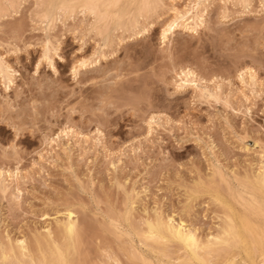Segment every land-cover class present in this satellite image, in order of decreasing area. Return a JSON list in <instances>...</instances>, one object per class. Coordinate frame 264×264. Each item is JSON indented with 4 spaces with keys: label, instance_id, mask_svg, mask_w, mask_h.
I'll return each mask as SVG.
<instances>
[{
    "label": "rangeland",
    "instance_id": "374dc122",
    "mask_svg": "<svg viewBox=\"0 0 264 264\" xmlns=\"http://www.w3.org/2000/svg\"><path fill=\"white\" fill-rule=\"evenodd\" d=\"M8 1L0 0L4 11H0V45L11 41L21 51L5 57L18 75L8 92L0 86V121L34 122L36 131L15 138L7 123L0 122V170L4 179L5 172H12L19 164V178L10 187L16 184L22 195L18 203L8 193H0V243L6 238H22L37 257L38 248L44 247L39 235L44 227L52 229L54 219L61 220L66 210H72L82 231L72 260L80 262L82 256L85 264H102L111 253L119 264H139L127 260L131 248L122 250L129 242L132 251L158 264L156 261L163 258L145 253L133 232L141 229L144 218L154 216V210L162 216L175 213V220L184 221L187 229L205 240L222 226L225 210L215 198L241 212L228 187L246 199L253 195V189L258 196L253 176L261 171L260 150H253V145L264 144V119L260 115L264 100L257 95L251 103L244 102L237 94L235 73L238 64L260 67L264 21L240 15L244 10L232 5L241 1L207 0L210 7L204 26L194 35L175 30L163 49L159 32L169 11L161 10L162 18L153 19L146 38L131 40L132 30L114 22L95 32L92 18L77 10L48 32L49 42L59 45L62 57L54 61L56 75L42 65L36 78L31 71L36 70L47 27L41 18L44 7L36 5L45 0H15V4L24 5L16 9L17 15L3 8ZM162 2L183 9L188 0ZM250 2L258 6L260 0ZM56 14L55 10L50 12L51 17ZM222 14L228 19L222 21ZM139 23L143 27L144 21ZM28 43L41 47L25 51ZM81 47L82 52L78 51ZM3 52L0 47V54ZM73 52L82 60L98 53V63L81 69L75 81L70 74ZM183 68L201 78L202 86H219L221 103L199 99L189 87L176 92L173 73ZM230 77L231 90L224 82ZM256 91L259 93V86ZM74 106L75 111L70 112ZM248 108L250 114H243ZM150 118H154L151 135L147 127ZM66 124L74 129L73 137H61L63 140L52 143V149L43 144L45 135L54 138ZM98 129L100 136L96 135ZM245 135L249 137L243 142L247 151L241 150L237 139ZM14 138L19 151L5 158L2 150ZM113 224L119 225L120 231ZM177 246H167L166 252L174 251L172 258L182 254ZM255 259L258 263V255Z\"/></svg>",
    "mask_w": 264,
    "mask_h": 264
},
{
    "label": "snow or ice",
    "instance_id": "6c2138e0",
    "mask_svg": "<svg viewBox=\"0 0 264 264\" xmlns=\"http://www.w3.org/2000/svg\"><path fill=\"white\" fill-rule=\"evenodd\" d=\"M203 6L205 9V12L207 11L208 7L210 5L207 3V0H205V3L201 5L199 2L192 4V5H186L185 10L182 13H177L175 10V5H166L162 2V0H155V2H150V0H143V2L136 4H128L123 5V7L128 9H139V16L136 17L133 15L131 19L135 21V27L131 34L129 35V39L136 40L140 38H146L147 33L149 29L152 27V22L155 17H161L163 11H168L171 9L173 16L178 17L177 19H173L171 23L167 24L166 27L161 29L160 36H159V42L160 46L163 49L168 42V36L169 33H171L175 28L183 26L185 31L188 32H195L196 28H201L204 26L203 24V14L199 12V9ZM233 7H240L244 11L242 13H239L240 15H250V16H256L260 18V20L264 21V0H260L259 5L250 2V0H241V3L239 5L233 4ZM3 7L10 8L12 10V15H17L16 9L17 8H23V4H7ZM37 8L44 7L43 5H36ZM48 8H56L57 13L56 15H53L51 17V22L47 24V27L45 29V39L42 44V51L38 52L39 59L35 61V69L34 71H31V75L33 78L37 77V71L41 69L42 65H46L48 69H50L52 76L56 75L57 68L54 63L55 60H61V53L59 49L58 44H52L48 40V32L50 30L54 29V25L61 24L65 17H67L68 12L67 9L71 7L73 10L76 5H64L60 4L58 6L49 4L47 5ZM81 12L80 15L84 16H91L93 18L94 24L104 23L107 25V21L109 19H112L113 17L110 16L109 10L112 9H119L122 7L119 0H109V2L106 3H99L95 2V0H90V2L80 6ZM255 9V11H253ZM195 12L197 19L199 20V23L196 24V28L190 27V25L193 23L188 18L193 15ZM59 13H62L63 15H60ZM2 15V13H0ZM31 16V13H29ZM45 21H49L50 17L48 15H45L43 17ZM222 21L227 20L228 17L225 14L221 15L220 18ZM139 20L144 21L143 27H141ZM183 22V23H181ZM91 27V26H90ZM19 31V30H17ZM16 33H13V36L15 37ZM123 38L121 39V43H123ZM84 41L81 40L80 44L83 45ZM0 47L4 48L3 54H0V86L3 87L5 92H8L9 88L13 86V78L18 75L17 72L13 71V68L9 66L7 63L5 57L10 55H18L21 49L17 47L15 44H13L11 41H9L8 45H0ZM33 47L40 48L41 45L39 44H31L28 43L25 46V51L28 49H32ZM107 47V45H106ZM261 49V61H260V67L257 69L255 63L252 64V66H245V64H238L236 67V73H235V80L238 81V88H237V94L239 97L242 98L244 102L251 103L252 99L255 98L257 95H259V98L261 100H264V41H262L259 45ZM11 49L9 52L8 49ZM78 51H83L82 47ZM114 54V53H113ZM98 55L97 52L93 53L92 57H89L88 60H82L79 59L76 55V52L72 53L74 62L71 65V77L73 81H75L80 75L81 69H86L90 66H92L93 62L95 61L98 63V60H95V57ZM248 56H244L245 62H247ZM254 59V57H253ZM259 73V74H258ZM179 78L184 84H188L189 80L192 81L191 87L196 88L197 84L195 83L197 77L195 74L191 71H181L179 73ZM228 84L229 88L231 89L233 86L232 78L230 77L227 81H224ZM213 83H215V78H213ZM257 86H259V93H257L256 89ZM177 90L179 91L181 89V85H176ZM220 92L219 86L216 87V93ZM251 93V95H249ZM203 98V97H202ZM208 99H215L217 104L221 103L220 97L213 96L209 94ZM74 106L72 109H70V112L75 111ZM225 107H228V104L225 102ZM243 108V105H242ZM35 111V110H33ZM99 111V109H97ZM251 108L247 109V112L243 113L245 115L250 114ZM261 118L264 119V110H261ZM71 119V117H69ZM83 118V117H82ZM154 118H150L147 123L149 126V135H151L152 131V123ZM7 123V126L11 129V132L14 134L15 138H18L23 133H34L36 131V125L35 123H28L27 121L21 119L19 123H12L10 121L4 120L0 121ZM69 134H76L74 129L70 125H65L64 129L57 133L54 140H59L61 136L67 137ZM97 136L100 135L99 129L96 133ZM12 139V143H10L6 148H4L3 154L4 157L7 158L9 156V153L16 154L18 153V149L16 147V139ZM87 139V137H84ZM237 139L240 140L243 151H247L248 149L243 148V142L244 140L249 139L247 135L241 137H237ZM45 142H47V135H45ZM95 142V141H94ZM127 147V146H125ZM259 148V157H260V173H259V194L256 195L255 189H253V195L249 197V200L251 201V213L246 217L245 223L246 227L243 229V231L237 229L235 225L233 224L232 219L229 218V215L224 216V220L227 222L226 226L222 230V235H217L215 237L209 236L208 237V243L206 245H201L200 242H198L194 235H192L190 232H187L184 230V225L181 223L179 228L175 227L174 221L172 217H169L167 220V227L165 228L164 223L160 220L159 213L155 212L154 214L157 217L156 220V228L160 231V236L157 237L155 233V229H153V225L149 223V238L156 240L161 239L162 243L167 245L170 243V240L167 238V236L164 235V233L171 234V236L180 243L186 250L196 253V252H205L208 255L207 260H201L200 264H212V257L216 256L219 257L223 254H225L229 250H236L240 251L243 250V254L247 257H252L251 264H257V261L255 259V256H259V262L258 264H264V144H256L253 145V150ZM35 166V165H33ZM17 169H19V164H17ZM13 173L9 172V179L12 178ZM19 178V171L17 170L15 174ZM0 177H3V171L0 170ZM19 191V190H17ZM14 199H17V202L19 203L18 198L14 197ZM217 203H220L219 200H217ZM224 206V205H222ZM226 207V206H225ZM229 212H231L230 209H228ZM69 217H71L72 213H68ZM147 215V213H146ZM175 213H173V216ZM116 231H120L119 225L113 224ZM67 234L69 239V248L70 251L75 255L78 251V245H79V239L76 234L75 227L71 224H69L67 228ZM214 241V243H213ZM18 244L21 245V250L23 251V241H18ZM59 251V249H58ZM14 253L8 252L3 247H0V264H12L11 256ZM19 264V262H17ZM59 264H83V262H77L75 260H69L64 259L61 257V260ZM148 264H152V262H148ZM226 264H241V261L237 258H233L230 261H227ZM243 264H249L248 260H244Z\"/></svg>",
    "mask_w": 264,
    "mask_h": 264
},
{
    "label": "bare ground",
    "instance_id": "6f19581e",
    "mask_svg": "<svg viewBox=\"0 0 264 264\" xmlns=\"http://www.w3.org/2000/svg\"><path fill=\"white\" fill-rule=\"evenodd\" d=\"M3 1V0H2ZM8 1V0H7ZM40 1V0H39ZM42 1V0H41ZM236 1V0H235ZM238 1H241V0H238ZM9 3L8 4H12V3H17V1H15V0H9L8 1ZM88 2H90V0H45V3H44V1L41 3L40 2V4L41 5H43L44 6V10H43V14H42V19H43V17L45 16V15H48L49 17H50V19H49V21H45L44 19V21L48 24V23H50L51 22V16H50V12L52 11V10H55L56 12H57V9L56 8H52V9H50V8H48L47 7V5H49V4H52V5H55V6H58V5H60V4H64V5H69V6H71V5H76L77 7H75V9L73 10L71 7H69L68 9H67V12H68V15L67 16H73L74 15V13H75V11H77L78 10V12L80 13L81 12V7L80 6H82V5H84V4H86V3H88ZM95 2H99V3H106V2H109V0H95ZM119 2H120V4L122 5V7L121 8H119V9H112V10H109V14H110V16L111 17H113L112 19H109L108 21H107V25H108V23L109 22H114V23H116V24H118V26H120L121 28H123V29H130V30H132L133 31V29H134V27H135V21L133 20V19H131V17L133 16V15H135L136 17H138L139 16V9H134V10H132V9H128V8H125V7H123V5H128V4H132V3H136V4H139V3H141V2H143V0H119ZM150 2H155V0H150ZM197 2H199L201 5H203L202 3H204L205 2V0H188V3L186 4V5H192V4H195V3H197ZM228 2V1H227ZM177 3V2H176ZM212 3V2H211ZM225 4V3H224ZM39 5V4H38ZM170 5H175V4H170ZM185 5V6H186ZM4 6V5H3ZM176 7H175V10H176V12L177 13H182V12H184V10H185V6H184V8L183 9H177L179 6L178 5H175ZM178 6V7H177ZM1 8V7H0ZM4 8V7H3ZM0 11L1 12H4V11H2L1 9H0ZM169 12H170V15L169 16H167V17H169L166 21H164L165 23L163 24V26H162V29L164 28V27H166L167 26V24H169V23H171V21L173 20V19H177L178 17H176V16H173V14H172V11H171V9H169L168 10ZM40 12V11H39ZM199 12L201 13V14H203V17H204V19H203V24L206 22L205 21V17H206V15H207V12H205V9L203 8V6L199 9ZM58 14V13H57ZM60 15H63L62 13H59ZM38 16H41V14L40 15H38ZM85 16V15H84ZM228 16V15H227ZM91 17V16H90ZM66 18V17H65ZM92 18V17H91ZM157 18V17H156ZM41 19V20H42ZM189 20H191L193 23L190 25V27H193V28H196V24L197 23H199V20L197 19V16H196V14H195V12L193 13V15L191 16V17H189L188 18ZM87 20H89V19H87ZM159 21V20H158ZM44 22V23H45ZM162 22V21H161ZM113 23V24H114ZM163 23V22H162ZM181 23H183V22H181ZM142 24V23H141ZM107 25H106V27H107ZM161 25V24H160ZM105 27V24L104 23H99V24H94V21H93V18H92V29L95 31V32H97V33H100V31L103 29ZM117 29V28H116ZM180 30V31H183V32H188V31H185V29H184V27L183 26H180V27H177V28H175L171 33H169V36H168V42L167 43H169V41H170V39L173 37V35H174V32H175V30ZM198 29H200V28H196V31L195 32H188V33H191V34H196V32H197V30ZM103 30H105V28L103 29ZM113 30V29H112ZM103 33V32H102ZM160 33V32H159ZM52 39V38H51ZM172 40V39H171ZM170 45V44H169ZM42 51V50H41ZM101 54V53H100ZM92 55V54H91ZM97 59V58H96ZM84 60V59H83ZM95 62V61H94ZM96 63V62H95ZM94 64V63H93ZM10 66V65H9ZM93 68V67H92ZM14 71V70H13ZM181 71H191V72H193L192 70H190V69H186V68H183V69H180L177 73H173L174 74V76H175V80H174V85H172V86H174V89L176 90V92H179V91H182L183 89H187V87H189V88H191L192 89V92L193 93H196V95L198 94V98L200 99V97L202 98H205V99H208V96H209V94H211V95H213V96H217V95H219L220 93H216V87L213 89V88H211V89H208L206 86H202L203 85V83H201V81H202V79L201 78H199L194 72V74H195V76L197 77V79H196V81H195V83L197 84V87L196 88H192L190 85H191V83H192V81L191 80H189V83L186 85V84H184V83H182V81L180 80V78H179V73L181 72ZM15 78V77H14ZM177 84H180L181 85V89L178 91L177 90V88H176V85ZM211 85V84H210ZM208 86V85H207ZM258 87V86H257ZM10 89V88H9ZM231 90V89H230ZM222 96H224V95H222ZM224 97H226V96H224ZM223 98V97H222ZM231 98V97H230ZM223 102H225V101H223ZM229 103V102H228ZM146 123V122H145ZM156 123V122H155ZM65 127V126H64ZM147 127H149V126H147ZM63 130V129H62ZM61 129H60V131L59 132H61L62 131ZM58 131V130H57ZM59 132H57V133H59ZM149 132V131H148ZM57 133H56V135H57ZM97 133V132H96ZM49 134V133H48ZM78 134V133H77ZM43 135H45V134H43ZM69 135H72V136H70V137H73V134H69ZM75 135V134H74ZM49 136H50V134H49ZM79 136L80 135H78V138H79ZM100 136V135H99ZM52 137V136H51ZM56 137V136H55ZM54 137V138H55ZM62 138L63 137H65V136H61ZM60 137V138H61ZM69 137V138H70ZM83 137V135L81 136V138ZM54 138H48L47 137V142H45V137H43V144L45 145V146H47V147H51V149L52 148H54V147H52L51 145H52V143H55V141L56 140H54ZM61 138V139H62ZM66 138V137H65ZM77 138V137H76ZM67 139V138H66ZM71 139V138H70ZM69 139V140H70ZM63 140V139H62ZM82 141V140H81ZM83 141H84V139H83ZM66 142V141H65ZM42 144V145H43ZM56 144H58V142H56ZM255 145V144H254ZM54 146V145H53ZM57 147H58V145H56ZM81 146V145H80ZM47 147H46V149H47ZM49 149V148H48ZM50 151H52V150H50L49 149V152ZM42 154V153H41ZM40 154V155H41ZM43 155V154H42ZM39 156V155H38ZM40 157H43V156H40ZM40 157H39V159H40ZM43 159V158H42ZM45 159V158H44ZM41 160V159H40ZM40 162V161H39ZM217 164V163H216ZM14 170H15V172H14ZM11 173H13V175H12V178L11 179H9V172L8 171H6L5 172V178L3 179V177H0V193L1 194H7V196H9L11 199H12V201L14 200L15 202H17V199H14V197H16V198H18V200H19V202H20V198H21V190L20 189H18V187L16 186V184L14 185L15 187H10V185H11V183H14V181L13 180H16V178H17V176L15 175L16 174V172H17V169H14ZM219 171V170H218ZM214 172V171H213ZM220 172V171H219ZM218 172V173H219ZM215 173V172H214ZM228 173V172H227ZM259 173L260 172H258V174H256V176H253V182L254 183H256L257 185H258V187H259V184H258V180H259ZM22 176V175H21ZM222 177V176H221ZM223 179V178H222ZM238 179V178H237ZM18 180V179H17ZM22 180H23V178H22ZM241 181L242 183H243V180L242 179H238V181ZM13 181V182H12ZM223 181H224V179H223ZM18 182H19V180H18ZM226 185V184H225ZM12 186V185H11ZM219 186H220V184H219ZM220 188V187H219ZM221 188H222V186H221ZM17 190H19V191H17ZM219 190H221V192H222V189H219ZM228 190L230 191V197H231V199L233 200V203L234 204H237L239 207H240V209H241V212H239V213H236L235 211H234V209L231 207V206H229V204L228 203H226V202H223V201H220V199H217V198H215V200L217 201V200H219L220 201V204L221 205H224V206H222V208H223V211L225 210V212L223 213V221H222V226L219 228V230L217 231V233L216 234H214L213 235V237H215V236H217V235H222V230L224 229V227L226 226V221L224 220V216L227 214V215H229V218L230 219H232V221H233V224L235 225V227L237 228V229H239V230H241V231H243V229L247 226L246 225V223H245V220H246V217L248 216V215H250V213H251V201L249 200V198L248 199H246V198H244V197H242L241 195H238V194H236V193H233L232 191H231V189L228 187ZM258 191H259V189H257ZM224 192V191H223ZM0 194V195H1ZM131 197V196H130ZM250 197V196H249ZM11 201V200H10ZM13 201V202H14ZM215 201V202H216ZM213 202V201H212ZM214 203V202H213ZM219 204V205H220ZM226 206V207H225ZM228 209H230L231 210V212H229L228 211ZM71 210V209H70ZM69 212H71L72 213V215H71V217H69V215H68V213ZM154 212V211H153ZM131 215V214H130ZM129 216V215H128ZM159 217H160V220L164 223V225H165V228L167 227V220L169 219V217H172L173 218V216H162V214L160 215L159 214ZM63 219H61V220H55L54 219V221H56L55 222V224H54V226L52 227V229L50 228V226L48 227H44V229H43V232H42V234L40 233L39 235H41V239L43 240V243H44V247L43 248H45L46 250H43V248H38V252H37V257H34V255H33V253H31V251L28 249V247H27V244L25 243L26 241H24V239H22V238H17V239H14V240H11V239H9V238H6V237H8V236H5V238H6V240H5V238L3 239V240H5V244L3 243H0V247H3L4 249H6L8 252H11V253H14L12 256H11V261H12V264H17V262H19V264H59V262H60V260H61V257H63L64 259H69V260H72V259H74V258H72V257H74L73 255V253L70 251V248H69V239H68V234H67V228H68V226H69V224H71V225H73L74 227H75V230H76V234H77V236H78V239H79V243H80V234H81V232L82 231H80V229H79V227H78V225H77V222H76V219H75V216H74V212H72V210L71 211H67L66 210V213L64 214V217H62ZM156 220H157V217H156V215L154 214V216H152V218L151 219H145L144 218V220L142 221V227H141V229L138 231H134L133 230V232L135 233V235L138 237V238H136V239H139V241H138V244L140 245V247L141 246H143L145 249H146V252L145 253H147V251H148V253L150 252L151 253V255H154V256H156V257H158V258H163V260H159V261H156L158 264H200V261L201 260H207L208 259V255H207V253H205V252H196V253H193V252H190V251H188V250H186L180 243H178L177 241H175V239L171 236V234H168V233H164V235L165 236H167V238L170 240V243H168L167 244V246L169 245V244H174V247H175V244H176V246L178 247V248H180V249H176L178 252H180V253H182V254H177V253H174V254H177L176 255V257H174V258H172L173 257V252H169L168 253V251H170V250H167V252H166V249H167V246L164 244V243H162V241H161V239H156V240H153V239H151V238H149V227H148V225H149V223H151L152 225H153V229H155V233H156V235H157V237H159L160 236V231H159V229H157L156 228ZM173 221H174V224H175V227L176 228H179L180 227V225H181V223H183V225H184V230L185 231H187V232H190L192 235H194L195 236V238H196V240L198 241V242H200V244L203 246V245H206L207 243H208V237H209V235H208V237L204 240V239H200V238H198L197 236H196V233L194 232V231H191V230H189V228L187 229L186 228V225H185V223H184V221H182V220H180V219H178V220H175L174 218H173ZM54 223V222H53ZM137 224H139V223H137ZM52 226V225H51ZM105 226H107V225H105ZM104 226V227H105ZM139 227H140V225H139ZM81 228V227H80ZM107 228V227H106ZM108 229V228H107ZM191 229V228H190ZM82 230V229H81ZM104 230V229H103ZM192 230H194V229H192ZM217 230V229H216ZM41 231V230H40ZM105 232H106V230H105ZM133 233V234H134ZM111 234H112V232H111ZM119 234V233H118ZM118 234H116V235H118ZM122 234L120 233L118 236H121ZM127 235V234H126ZM134 235V236H135ZM211 236V235H210ZM130 238V237H129ZM114 239V238H113ZM3 240H2V242H3ZM121 240V239H120ZM18 241H23L24 243H23V251L21 250V245L20 244H18L17 242ZM118 241V240H117ZM123 241V240H122ZM172 242V243H171ZM39 243V242H38ZM120 243H122L121 241H120ZM213 243H214V241H213ZM81 244V243H80ZM118 244V246H120L119 245V243H117ZM133 244V243H132ZM128 245H129V242H128ZM127 245V247L125 248V246H124V248L125 249H123V247H122V250L124 251V250H126V251H128L130 248V250H131V253H130V250H129V253L127 252V254L128 255H126V256H128V259L127 260H129L130 259V261H136L135 263H137V261H138V263L139 264H148V262L149 261H147V259L145 258V257H143L142 255H140V254H137V252H135V251H132L133 250V248L132 247H130V245L128 246ZM41 246V245H40ZM134 246V245H133ZM165 246V247H164ZM142 247V248H143ZM79 248H80V246H79ZM138 248V247H137ZM58 249H59V251H58ZM121 249V248H120ZM137 250V249H136ZM234 250V249H233ZM229 250V251H227L225 254H223V255H221V256H219V257H216V256H214V257H212V261H215V263L217 262H219V261H217V260H219L220 259V263H218V264H226V262L227 261H230V260H232L233 258H240V255L242 256V258L241 259H239L240 261H241V264H243V262H244V260H248L249 261V264H251V259H252V257H247V256H245L244 254H243V250L241 249L240 251H236V250ZM142 251V250H141ZM177 251H175V252H177ZM79 253H80V251H79ZM110 253V252H109ZM126 253V252H125ZM170 255L171 253V257H169L168 256V254ZM77 254V253H76ZM111 254V253H110ZM110 254H106V257H105V259L103 260V262H102V264H119V262L120 261H118L117 260V258L116 257H114L112 254L110 255ZM80 255H81V253H80ZM79 255V256H80ZM104 255V254H103ZM77 256V255H76ZM152 257V256H151ZM259 257V256H258ZM77 258H78V256H77ZM76 258V259H77ZM80 258V257H79ZM127 258V257H126ZM172 258V259H171ZM217 259V260H216ZM81 260L82 261H80V262H83V259H82V256H81ZM154 260H157V259H155L154 258ZM153 260V261H154ZM105 261V262H104ZM84 263V262H83ZM130 263V262H129ZM128 263V264H129ZM214 263V264H215ZM85 264V263H84ZM132 264V263H131ZM154 264V263H153ZM156 264V263H155ZM258 264V263H257Z\"/></svg>",
    "mask_w": 264,
    "mask_h": 264
}]
</instances>
